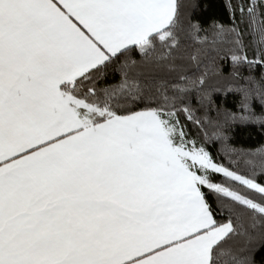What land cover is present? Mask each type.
Returning <instances> with one entry per match:
<instances>
[{"label":"snow or ice","instance_id":"1","mask_svg":"<svg viewBox=\"0 0 264 264\" xmlns=\"http://www.w3.org/2000/svg\"><path fill=\"white\" fill-rule=\"evenodd\" d=\"M185 7L0 0V264H264V145L208 147L214 94L264 129V0Z\"/></svg>","mask_w":264,"mask_h":264},{"label":"trees","instance_id":"2","mask_svg":"<svg viewBox=\"0 0 264 264\" xmlns=\"http://www.w3.org/2000/svg\"><path fill=\"white\" fill-rule=\"evenodd\" d=\"M185 13L191 15L193 20H197L201 23L204 29H210V25L213 21H219L225 25H229L228 10L225 8V0H185ZM200 47L193 44L189 49L190 53H194L196 48ZM227 45L223 46V51L227 50ZM217 64L222 70V76L212 81L223 87L227 82L226 78L229 77L231 72L230 59L217 60ZM244 75H247V69H241ZM118 80L119 77L117 76ZM112 77H109L111 82ZM215 105L221 109L219 113L215 110L210 111L208 114L213 121H218L221 125L220 132L222 133L221 139L211 141L208 144L209 150L220 161L227 163V149H254L261 145H264V129L258 125H245L237 122L224 121L223 110L228 109L233 112L238 111L237 105L240 97L236 93H229L227 96L223 93L214 94L213 96ZM194 107L196 106L193 102ZM203 116L204 110L197 113ZM194 135H197V129L195 126H190ZM213 130L212 126L208 127L209 133ZM226 137L227 139H224Z\"/></svg>","mask_w":264,"mask_h":264}]
</instances>
